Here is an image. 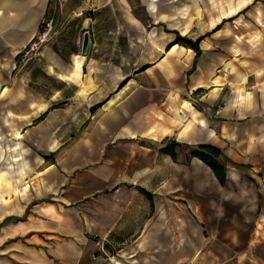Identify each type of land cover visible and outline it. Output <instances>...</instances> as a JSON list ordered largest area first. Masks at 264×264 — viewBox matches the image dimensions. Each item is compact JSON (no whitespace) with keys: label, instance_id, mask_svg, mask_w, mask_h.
Returning <instances> with one entry per match:
<instances>
[{"label":"crops","instance_id":"obj_1","mask_svg":"<svg viewBox=\"0 0 264 264\" xmlns=\"http://www.w3.org/2000/svg\"><path fill=\"white\" fill-rule=\"evenodd\" d=\"M208 3L0 0V135L39 156L35 165L22 162L20 152L0 159V224L25 216L0 228V264H113L90 254L85 226L126 225L125 212L119 206L109 216L96 212L92 217L87 207L70 206L116 192L123 182L149 191L154 205L155 197L168 199L176 214L185 212L193 222L181 228L188 231L182 237L189 247L182 256L175 248L166 252L161 237L148 239L146 222L129 264L185 261L196 253L200 232L234 244L250 239L251 225L264 210V0H239L235 8L211 18L210 31ZM244 11L253 29L243 34L247 46L234 53L224 46L228 21H223ZM51 13L60 27L41 52L22 60L20 51ZM246 16L236 19L238 27ZM220 24L201 41L197 62L193 49L168 47L176 32L196 40ZM86 31L91 46L83 56ZM85 123L89 126L75 144L63 148L70 139L63 135L73 128L79 133ZM139 139L150 141L140 144ZM116 140L104 165L79 172L96 166L102 150ZM169 140L184 144L176 160L160 150ZM120 143L124 176L114 168ZM204 144L221 149L227 158L225 185L199 158L187 162L191 150ZM54 153L47 163L45 156ZM45 163L39 180L36 166ZM39 181L46 183L42 191ZM141 195L147 208L150 200ZM44 196L49 200L42 201ZM156 211L158 217L161 208ZM150 245L157 247L153 255L147 252Z\"/></svg>","mask_w":264,"mask_h":264},{"label":"rangeland","instance_id":"obj_2","mask_svg":"<svg viewBox=\"0 0 264 264\" xmlns=\"http://www.w3.org/2000/svg\"><path fill=\"white\" fill-rule=\"evenodd\" d=\"M239 0H208V31L211 30V27L214 25V21H211L215 15L219 17L220 13H223V10L233 9L237 5L236 3ZM223 3V4H222ZM228 10V11H230ZM243 11V10H241ZM240 11V12H241ZM246 16V11L240 13L238 17L235 19L228 21L223 25L224 33L226 34V38H222L224 40V46L230 47V51L234 53L239 52L242 47L247 46L244 44L245 38L243 34L247 32H251L253 29L251 17H247V19L243 20L239 24V27L236 25L239 17L242 18ZM48 17L55 18V28L58 30L60 27V21L57 17V14L51 13ZM228 17V16H227ZM232 17V16H231ZM229 17V18H231ZM234 17V16H233ZM239 18V19H240ZM238 27V28H237ZM198 27L193 31L194 33L197 31ZM239 35L240 37H238ZM250 39V40H249ZM253 38L249 36L248 42L249 45H252ZM44 49V47H43ZM42 49V50H43ZM151 75L154 76V72L151 71ZM169 74L172 75V71L169 70ZM172 98V92L170 91L168 95V100ZM88 123H85L83 129H80V132L75 133V128L73 132L69 133V135L64 134L65 137H70L68 143L64 145L63 148H69L72 144L78 140L79 136H81L84 130H87ZM82 128V127H81ZM72 128L70 127V130ZM72 131V130H71ZM11 139H6L5 135H0V159L5 161L7 158L12 157V151L14 153L19 154L20 158L23 162L32 161L34 165L37 163V159H39L38 151L35 149H28L24 144L15 143L13 146ZM148 139H139L138 143L146 144L148 143ZM119 141H111L104 150H102V158L99 162L95 163L96 166L91 165L84 169L79 170V172H84L85 170H93L95 167L99 166V164L104 165L107 159L110 158V153L112 152V147L116 146ZM121 144V143H120ZM120 148L116 149V158H115V170L119 175H125V151H124V143H122ZM185 149V148H184ZM65 150V149H64ZM188 150V149H185ZM61 151V150H60ZM59 151V152H60ZM58 152V153H59ZM57 153L52 154L47 159V163L51 162L55 159ZM16 156V155H15ZM112 157V156H111ZM2 163V162H1ZM22 164V163H21ZM46 166L45 164H40L36 166L35 175L40 180V176L44 174L43 170ZM1 168V166H0ZM23 167H21V170ZM42 172V173H41ZM69 178V185L71 184ZM44 181L37 182L39 191H42L45 186ZM27 183H23V186H27ZM137 186L131 183H121L118 187V191L111 192L109 194H102L97 197H91L86 199L78 204H73L70 206L71 209H76L78 206L87 207L90 215L95 216L96 212L105 213L109 216V212L115 211L116 207H121V211H124L126 216L124 220L128 221L126 225H86L85 233L89 235V241H86L91 248H89L90 254L102 255L106 262H113V264H117L114 260L124 259L125 261H120V264H129L131 262L132 256L136 254L135 248L138 247L134 244L140 236V232L142 227L145 226L146 222L149 227V236L148 239L154 240L159 236L164 240V249L166 252H169V248H175L178 253L185 254L188 251V245L183 241L182 234L187 233L188 231L181 232L182 227H186L185 229H189L188 225H193L192 220L190 221V216L180 211L176 214L175 209L172 207L171 202L169 203L168 199H157L155 200L154 210L151 212V204L149 202V206L145 208V196L142 197L141 191L136 189ZM135 190L138 192L136 193ZM42 195V194H39ZM43 200H49L46 196L43 197ZM159 206V207H158ZM161 206V207H160ZM126 207H129L130 210H125ZM161 208V213L156 217V210ZM141 209L143 214H141ZM146 209V210H145ZM146 211V212H145ZM262 217L258 218V223L255 225H251V237L249 240H245V245H242V241L240 244H234L230 240L225 241L222 238L218 237H209L205 234V237L201 234V232L197 235V243L198 249L196 253L191 256L189 259L182 261L178 264H264V210L262 212ZM179 215V216H178ZM147 216V217H146ZM134 217V219H133ZM256 221V222H257ZM144 225H142V224ZM160 226L161 231L157 234V227ZM233 226V225H232ZM194 231L191 228V232ZM200 230H198L199 232ZM228 234L233 235L234 231L228 229ZM87 237V236H86ZM6 248V247H4ZM161 248V247H160ZM157 247L149 246L147 252L151 255L155 253ZM171 250V249H170ZM112 258L113 260H110ZM131 258V259H130ZM128 260V261H127ZM157 264V263H150ZM163 264H172L169 262H165Z\"/></svg>","mask_w":264,"mask_h":264},{"label":"trees","instance_id":"obj_3","mask_svg":"<svg viewBox=\"0 0 264 264\" xmlns=\"http://www.w3.org/2000/svg\"><path fill=\"white\" fill-rule=\"evenodd\" d=\"M234 18L235 17L224 20L223 23H225L227 21H231ZM222 24L218 25L212 32L208 33L205 36L199 37L196 40L189 38L187 36H183L179 32H176V39L171 44H169L168 47L171 48V46H173L175 44H180L182 46L193 49L196 53V62H197V60L199 59V57L202 54V49L200 46L201 41L206 36H210L214 32L218 31L221 28ZM196 62L192 67V71L196 67ZM190 73H191V71H190ZM43 117L44 116H41L37 120L40 121L43 119ZM183 147H184V144L177 142L176 140H169L164 144V146L160 150H161V152L169 154L174 160H176L177 159V150L179 148H183ZM192 158H199L205 164H207L212 169V171L214 172V174L218 178L221 185H225L226 180H227V166H226L227 158L225 157V155L221 149H219V148H217L211 144L199 145L196 148L191 150L190 156H188L186 159L187 162H189L190 159H192ZM45 159H49V156H45ZM139 190L148 196V198L150 200V204H151V212H153L154 202H153L152 194L142 187H140ZM23 218L9 217V218L5 219V221L2 224H0V228L2 226L6 225L7 223L15 222V221H21V220H23Z\"/></svg>","mask_w":264,"mask_h":264},{"label":"built area","instance_id":"obj_4","mask_svg":"<svg viewBox=\"0 0 264 264\" xmlns=\"http://www.w3.org/2000/svg\"><path fill=\"white\" fill-rule=\"evenodd\" d=\"M55 33V18H44L39 25L38 32L32 43H30L29 46L20 51L19 56L21 57V59L24 60L31 55H36L37 53L41 52L43 47H45V45H47L51 41Z\"/></svg>","mask_w":264,"mask_h":264},{"label":"water","instance_id":"obj_5","mask_svg":"<svg viewBox=\"0 0 264 264\" xmlns=\"http://www.w3.org/2000/svg\"><path fill=\"white\" fill-rule=\"evenodd\" d=\"M91 46V38L90 33L86 31L84 33L83 41H82V55L87 56L89 53V49Z\"/></svg>","mask_w":264,"mask_h":264}]
</instances>
